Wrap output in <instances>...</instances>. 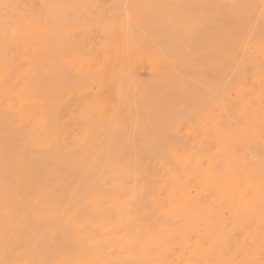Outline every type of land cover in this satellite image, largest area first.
I'll list each match as a JSON object with an SVG mask.
<instances>
[{"label": "bare ground", "instance_id": "1", "mask_svg": "<svg viewBox=\"0 0 264 264\" xmlns=\"http://www.w3.org/2000/svg\"><path fill=\"white\" fill-rule=\"evenodd\" d=\"M206 19H208V17ZM254 31H257V30H254ZM129 32L130 34L132 33V31H129ZM39 34L51 38L49 40H55L58 45V48L61 49L63 45L61 37L63 34L67 35L69 33L63 32V31H58V32L47 31V32H41ZM72 34H80V32L72 33ZM104 34L106 35L108 33L104 32ZM115 34L117 35V33ZM168 34L170 33L168 32ZM31 42L32 41L29 38L23 40V44L26 47V49L31 48L33 52L38 53V55H40V53H44V54L48 53L45 47L46 46L45 42L39 43L34 40V42L38 43L37 45H34V46H31L33 45V43L31 44ZM91 46H92L91 49L95 47V45H91ZM181 46L182 45H180V47ZM130 49L131 48H126L124 45H115L109 42L106 45L99 46V49H97L99 52V55H97L95 61L93 62L92 60H88L84 58L80 52H76V51L72 53L71 58H68V57L65 59H63L62 57L60 58V61H63L66 65H68L74 71H77L79 74L87 72V70H92V72L94 73L98 72L100 75L103 74V77H102L103 84L101 81H92V80H91L92 82L88 84L90 86L89 94L91 96H96L97 94L101 95L102 100H103L101 108L96 111L95 106L88 107L86 113L83 115V117H81V119L82 121L84 120L90 121L92 118L96 116H101V117L103 116V122H102L103 130L105 133L107 132L106 134H108V132H110L111 134L110 135L104 134L105 135L104 136L102 132V134H100L101 135L100 136L101 140H100V138H98L97 136H94L93 133L91 134L90 128L86 129L81 135L82 138L79 139L80 143L78 144V147H80L79 149L81 148L85 149L84 153L86 154L87 152V154L85 155V158H83V160H81L82 157L77 158L78 156L84 155L83 151L82 153L80 152L78 153V155L76 154L74 156L77 158V160L80 159L77 162L78 164L74 162V157L71 156V154L77 151L78 149L77 150L75 149L74 152H72V148L68 149L69 151H71V152H68V155L63 154L62 151L64 149H62L60 150L61 151L60 155L63 154V155H66V157L62 155L63 158L59 160L56 159V156H58V151L55 150L54 148H52L53 149L52 151L51 146L52 144H54L57 138H55L56 136L53 133H51L50 130H48L49 128L54 130L53 129L54 120L52 119L51 121L50 118L48 119L49 114L46 113L45 111L44 112L41 111V115L39 117H34L30 112H26V117H25L26 125L31 123L33 124L34 129H39L40 140L38 142H34L33 144H31V146L38 149L37 152L41 150L40 152L44 153L43 155L44 158H41L43 159L41 160L42 165L44 163L46 164L48 163V160L46 159L47 157L49 161L51 160V162H56L54 160H58V162L55 163L53 167L50 165L52 164L51 162L48 163L49 167L46 164H44L43 165L45 167V168L43 167L44 169H41L37 165V167L39 168L38 169L33 164L35 166L33 170L29 166L31 164H27L31 169H27L28 166L22 164L23 166L26 167L25 168L26 170H29L28 172L33 171L31 175L35 171H38V170L43 171L42 175H41L42 172H40V176H41L40 179H42L43 181L36 183L37 180L39 179L38 178L39 176L37 177V175H39L38 173L39 171H38L37 172L38 174L37 175L35 174V178L37 177V179L33 180L32 178L30 180V181L33 180V182L36 181L35 183H30L27 180L28 183L31 184V188L29 187V190L34 188L36 192V188H37L36 194L32 193L34 190L31 191L32 193L31 196L35 194L33 197H27L25 193L24 197H19V199L17 200L18 205L16 206H1L0 204V238L3 237L2 238L3 240L0 239V244L2 245V247L6 248V249L3 248L5 250L0 249L1 250L0 251V263L1 264L5 263V262L2 263L4 261V260L2 261V259L5 257V261H7L6 264H122L120 261L121 256H123L124 254H127L125 259L129 261L131 260L134 263H136L135 262L136 260L146 261V258H150V262L148 263H151V264H174V263L164 262L165 256H171L173 257V259L176 260L175 264H264V151H263L264 150V79H260V78L254 79L252 81V87L254 89L252 91H249V90L233 89L235 85L234 86L230 85L228 87V85L226 84L228 82L227 81L228 78L224 77L225 79L224 78L221 79L222 76H220L219 80H222L220 82L222 83L224 81V84H226V86L224 85V87H222L223 85L220 83L221 86H219L218 84L217 87H219V89L217 90L216 89L217 87L215 88L214 86L217 83H219L215 78L216 73L218 71H221L223 67H221L220 70L216 69V71H214L216 65L215 67H213L214 69L213 68L210 69L208 65L211 66V62L210 64H207V66L203 62L202 64H200V66H204V68L208 67L207 68L209 69L208 71L211 70V72L212 71L216 72L215 75L214 73H211V72H205V74L202 75V78H201L202 83H200V87H198V85L195 84L193 80L195 81L197 79V81L200 82L198 78L200 79L201 74L200 75H197V74L205 71L203 67L202 69L199 68L200 72L195 71L193 73V75L194 74L197 75V76L194 75V77L196 76L195 79H193L192 81L188 80L189 84L191 85L189 86V84L185 82L186 80L185 78L188 76V73L192 75V73L190 72L191 71L190 68H193L192 65H194L195 67L197 63L195 64V62H193V64H188V65L186 64L185 69L189 68L190 70V71L186 70V72H185V69H182L184 68L183 66L184 64L182 65L177 64L178 67L183 66L181 68V72L183 71L185 72V73L183 72L184 75H182V77L184 76L183 77L184 79L182 81L178 80L180 81L178 82L176 81L178 77L177 74H176L177 75L176 80L172 78L173 71L175 72V69L178 67L176 68L173 67L172 68L173 71L172 69H169L171 71L167 70V72L169 71L168 74L170 73V75H168L167 73H164L165 68L167 67H165V65L157 61H152L147 64H140L139 61L136 60V57L130 55L129 53ZM188 50L186 52H188ZM196 50H198L197 47H196ZM68 52H69V49H68ZM127 52H128V56H126ZM188 58L189 56L187 57V59ZM189 60L191 61L190 58ZM54 62L58 63L59 61H54ZM184 62L186 63V60ZM238 62L237 64L239 65ZM220 63L223 64V62H220ZM225 63L223 64V66L226 67L228 63H226V65ZM43 64L52 65L53 60H49L45 57V59H43ZM198 64L196 65V67L199 66ZM232 64L235 65V63H232ZM244 64L246 65L245 67H249L248 66L249 64L247 65L246 61ZM189 65H191L192 67ZM218 65L219 64H217V68H218ZM238 65L234 68V71L238 67ZM229 66H228V69L223 68L222 73L225 69L229 70L231 68V70L229 71H232L233 69L232 65L230 64ZM229 71H227L228 74H231L232 72L229 73ZM234 71H233V74H234ZM241 71L243 72L242 69ZM131 72H134L139 78H145V81H146V78H149L150 80L157 79L153 87L151 86V89L154 91L156 89L160 91L161 89V91L162 90L163 91L158 92V90H156L158 93L148 92L149 87L146 88L145 86L143 87L133 82L132 77H131ZM177 72L179 73L178 70H176V73ZM227 72H225V74ZM238 72H239V75L236 73L237 77L238 79L241 80V78L244 77V75H242L241 77L242 72L240 71ZM208 73L212 75V78L214 76L213 79L217 82V83L213 82L212 83L213 86H210L209 84L206 83L208 80L207 79L208 78L207 75H209ZM160 74H163L164 77L167 74L168 76H170L168 78L169 80L167 79L168 77L167 75H166L167 77H165V80H162L164 78L160 79L159 78ZM236 74L234 75L235 76L234 79L237 78ZM232 75H230L231 76L230 77L229 75L226 74V76L231 78V80H232ZM40 76L42 75L40 74ZM158 78L159 80H162V81L158 82ZM170 78H172L174 82L173 83L174 86L170 85L172 83L170 82ZM50 79L53 80V78H50ZM61 79L63 80L64 78H61ZM211 79H209L208 82L214 81ZM225 80H226V83H225ZM232 81H233L232 84H235L234 81L238 82L239 80L237 81V79H235ZM232 81L229 80V82H232ZM240 82L241 81H239V84H242ZM244 82H243V85H244ZM183 83H184V86L187 84L188 87L187 85L185 87L182 86ZM203 83L204 84L206 83L207 85L205 87H202ZM239 84L238 85L236 84V85L239 86ZM193 85H197V87ZM208 85L210 87V90L215 88L216 92H219V93L222 90V93L220 94L219 93L214 94L213 92L215 90L211 91L212 94L209 93L210 96H212L211 101H209L210 103L212 102L210 104L212 105L210 109H208V107L210 106L209 104H203V103H206V100L209 96L205 99V101L204 100L202 101V99H200L203 97L205 98L204 95L207 94L206 90L208 88ZM120 86H121V89L119 90ZM192 86L195 87L196 90L198 88L203 89L204 90L203 92H205V94L203 93V96H202V93L199 90H198L199 91L198 93V91H196ZM175 87L178 88V90ZM181 87H184V90L182 89V92L184 91L182 94L181 92L180 93L177 92L179 91ZM220 87H222L221 90H220ZM83 89L84 88H78L76 90H72V91L69 90L65 92H62L63 90L61 92L56 91L55 93L53 92V94H50L52 96L42 97L38 99L37 103L40 105V107H44L45 103H53L52 104V109H53L57 105V103L60 104L62 102V101L58 102L60 100L57 101L56 98L66 99L67 103H70V102L72 103L73 99L80 98L81 91ZM151 89H149V91ZM171 89H173V91ZM226 89H230V90L225 91ZM29 90L32 91L31 88ZM175 90H176V93L179 94V95H176V99L174 97ZM193 90H194V93H193ZM124 91L128 93L127 97H125L122 101H120L119 98L121 97L119 95H121L122 92L124 94ZM166 91L168 92V94H170V91H171L170 95L172 96L168 95ZM195 91L197 94H195ZM46 92L48 93L49 89ZM153 93H155L154 95H156V97H154ZM160 93L163 96H161ZM188 93H192L193 95L192 94L188 95ZM40 94L42 95V92ZM158 94L160 96L159 97L160 100H158ZM32 96H33V93H32ZM178 96H181V97L178 98ZM162 97L163 98L164 97L165 98L174 97V98H173V101L171 98H170L171 100L168 98L167 99L168 102H166L167 100L165 99L166 100L165 101ZM190 100L193 103L195 102L194 105H192V102ZM155 101L159 103V105H157ZM160 101L162 102V104L160 103ZM34 103L36 102L34 100H30V97L26 101L27 106H31ZM196 103L200 105L198 106ZM207 103H208V100H207ZM73 104L75 105V108H73L72 111H74L77 108H80L81 106V104L76 103V102H74ZM190 104L191 106H189ZM201 104H202V107L203 105H207V106L209 105V106L207 108L205 106L203 108L205 110H202ZM196 107H197V110L195 111V115L199 117L198 113L200 112V109H201V116L199 119L196 117L197 119L192 120L191 118L190 120L192 121H189L188 114H191V113L194 114V112L192 111L195 110ZM225 107H226V110L227 108H234V107L235 109L234 111L229 112L224 109ZM246 107L249 108L248 111L244 110V109H247ZM62 109L65 110V108L63 107ZM55 112L56 111H54V113ZM71 113L64 116L68 119L67 121H70V119L73 118V115H72L73 113L72 114ZM178 114L180 115L179 118H178ZM184 114L186 117L184 116ZM148 115L152 116V119L157 117L158 120L156 118L155 120L153 119L154 120L153 121ZM167 116L169 117L172 116L171 117L172 119ZM182 116L186 118L187 122L185 120H183L184 122H180L182 118L185 119ZM142 117L146 118V122H147V119L149 118L151 119L153 123L151 122V125H152L150 128L151 131L150 130L149 131L151 133L153 132L152 134L157 133L155 136H152V137L150 136V139H148V137L145 135L146 133L148 134V131L146 130L147 128H149V126H146V124H149V123L143 124L145 118L143 119ZM164 117H167L169 121L171 120L172 126H173L172 128H174V126L176 125L175 131L173 132H175V136L179 140L180 143L178 144V146H176L172 150H169V151L163 150L161 152L162 154L160 156L157 155L156 157L155 155L156 153L158 154L159 149L156 150L158 152L156 153L153 152L152 154L151 150L149 149V145L146 147L145 146L146 143L143 140H139L140 137L143 138V136H139V131H141L140 133L141 135L142 133H144L143 135L147 137L148 139L147 142L149 140H150V143L152 140L153 142L156 141L154 143L152 142L153 145L151 144V147L153 148V149L151 148L152 151L154 150V148L157 149L158 145L160 146V144L158 143L160 142V140H162L163 142L166 141L165 146L170 143L172 144V139L174 140L175 137L174 138L172 137L173 136L171 134L172 132L169 131L171 127L169 128L168 122L164 119ZM161 118L163 119V121L165 120L164 121L165 123L162 120H160ZM173 118H175L174 119L175 121H172ZM176 120L180 122V124H178ZM160 121H161V124H160ZM100 123L101 122H99V124ZM141 123L144 129L138 128L139 127L138 124H141ZM156 124L159 126V128L158 126H156ZM162 124H163L164 129L161 128ZM51 125L52 127H49ZM153 126L155 127L153 128ZM166 126H167V129L169 128L168 130H165ZM126 127L128 128V130L130 129V131L132 132L130 131L127 132L128 130H126L127 129ZM131 128H133L134 130L136 128L137 129L133 131V129ZM161 129H163L162 134L160 132ZM1 130L3 129L1 128ZM103 130L101 129V131ZM120 130L122 131L121 134L119 132ZM97 131L100 132V130H97ZM231 131L237 134L238 137L244 136V139L247 138L248 140L247 142L246 139L245 140L243 139L245 141L244 144L249 143L250 145V147L248 144L247 146L245 145L244 153L246 154H243V155H246V157H244L243 159H238L237 153L236 155L234 153L237 159H234L233 157L235 156H231V154H229L230 151H233L231 149L232 147L231 148L229 147V143L231 142V139L233 138ZM150 132H149V135L151 134ZM228 132H230V134ZM69 133L67 134L69 135ZM124 133L125 134L127 133V135L129 134V136L132 134L130 137H127L126 135L125 137L130 138V139L133 138L135 140L134 141L132 139L133 142L138 143L139 141L138 143L139 145L135 143L133 144L134 146H132L131 145L132 142L124 145V142H126L125 140L126 138L123 139V137H122L123 141H121V139L120 140L117 139L119 142H117V140L114 139V138H117V136L120 137ZM18 134H19V129H18ZM24 135L29 136V134L27 135L24 134ZM134 135L137 136V138L134 137ZM170 136L172 137V139L168 140L171 138ZM154 137H157L159 141L155 139ZM24 138H27V137H24ZM109 138L110 139L113 138L112 140L115 141V144H114V141L111 142V140H108ZM20 139L22 140L23 138H20ZM240 139L238 143L241 144L242 142L240 141ZM251 139H254L253 142L255 141V139H257V141L260 140L261 143H259V141L257 143L255 141L253 143L251 142L252 141ZM127 140L129 141V139ZM63 141H66V139L65 138L62 139V142ZM109 141L111 142V147H110ZM103 142H108L109 144L104 143L103 145ZM116 142L119 143L120 147L116 146L118 145ZM189 143H191V145H189ZM62 144H64V147H67V142H63ZM113 144L115 145L114 147H117L118 149L112 147ZM129 144L130 146H127ZM244 144L242 143V145ZM255 144H257V146H255ZM258 144L262 146H259ZM251 145L253 146L254 149H257L258 146L263 147L262 148L263 150L262 151L258 150L259 148L257 150H253V148H251ZM15 146L17 148V145ZM56 146H59V145H56ZM103 146L108 147V148H104V151H103ZM125 146L132 148L131 153L128 155L129 156L128 158H126L127 157L126 153H128V151L127 150H126L127 152L125 151V148H127ZM142 146H145L147 149H149L150 152L147 151V149L143 148ZM133 147H136V148L139 147L141 150L140 149L136 150V148L133 149ZM5 148L7 147H4V149ZM109 148L111 149L113 148L114 151H111ZM194 148L198 149V151L201 152V155L194 157L192 161L193 165H191V162L189 164L182 163V162H175L177 161L175 159V155L177 154L178 150H182L184 153H186L188 150L193 152ZM9 149H10V146H9ZM116 149L117 151L118 150L120 151L115 153ZM121 150L122 152L124 150L122 154H124V162H125L124 164L125 165L117 164L118 162L121 163L120 161L122 157L121 156L122 154L120 153ZM132 150H136L138 153H132L133 152ZM139 151H143V152L140 153ZM146 151H147V154L145 153ZM8 152H6V156H9ZM55 152L57 153L56 156L54 155L56 154ZM108 152H109V155H108ZM46 153H48V155L52 156L54 159L52 160L51 159L52 157L50 158V156L45 155ZM111 154L112 155L114 154L113 158ZM116 154L119 157L115 156ZM0 155L2 154L0 153ZM60 155H59V158L61 157ZM105 155L109 157L103 162V158H105ZM4 156H5V153H4ZM68 156L70 159L67 161ZM17 158H19V156ZM17 158H15L16 161H18ZM129 158H131L129 161H133L134 163L131 162L130 165H127L126 159H129ZM44 159H45V162H44ZM109 159L111 161L115 159L118 162L114 163L115 160H113L112 164L109 165L110 164ZM190 159L192 158L190 157ZM19 160L22 161V159H19ZM69 161L71 162L68 163ZM113 164H116V165H113ZM78 165L80 168H81V165L82 167L84 166L83 169L81 168V170L79 169L77 170L76 168H78L77 167ZM0 166H1V163H0ZM4 166L5 165L3 164V167ZM46 167L48 168L51 167V169L47 171ZM74 167H76L75 169L77 171L73 172L72 181L77 180V179L80 180L81 186L83 184L82 180L87 182L85 184H88L89 182H91V184L93 183V185L92 186H89L90 184L87 185V189H86L85 184H84L83 186L85 187L86 190L82 189L81 191V189H79L78 186H76L77 184L70 185V182L66 184L65 181H67V179L70 181V178H67L69 176L65 177L66 174L68 175V173H66L65 171H68V172L70 171L69 174H71V171H74L73 169ZM23 169L24 168L22 167L21 169L22 175L24 173ZM62 170L64 171L65 179L67 178L66 180L63 179V182H62V177H61L63 175ZM184 170L188 171L186 182H182L183 180L182 178L185 176V174L182 173V171ZM59 172H61L62 174V175L60 174L61 176L59 175ZM0 173L3 174L1 171ZM22 175H20V178L24 177V176L22 177ZM31 175H30V178H31ZM25 177H26L25 178L26 180L27 176ZM60 177L61 179H59ZM55 180H58L56 181V186H57V183L61 185H63L64 183V187H65L60 190L61 186L58 184L59 185V190L57 189L59 191V192L57 191L58 193H54L55 191L52 192L51 185L55 183ZM59 180H61V183L59 182ZM52 181H54V183ZM48 182H52V184L49 185ZM96 183L98 184L99 187H96L97 186ZM39 184H41V186ZM6 185H8V183ZM27 185L28 184H26L25 186ZM56 186L55 188H57ZM0 189L1 190L3 189V186H1V183H0ZM77 189H79V191L81 192L77 193ZM1 190H0V193H2ZM29 190H28V193L30 192ZM163 193H165L167 197V205L159 204V198L163 195ZM27 195L30 196V193ZM4 197L5 195H3V198ZM70 198L71 199L73 198V199L70 200ZM1 201L2 200L0 199V203ZM67 201H69V203H67ZM137 204L139 206L135 207L134 205H137ZM130 205H133V207H130ZM130 210L133 211V214L137 215L140 219H147V218H150L154 213H158V217L163 216L165 219H167L169 224L165 227L158 226L156 229H153V230H150L149 228H139V225L131 224L129 219L126 218V215H124L125 212H129ZM86 211H88V214L90 213L89 211H91L93 212L94 215H92V217L87 216L84 213ZM174 220L176 221L174 222ZM144 222H147V221H144ZM179 223L181 224L177 225ZM60 226H62L63 228H68V231L71 230V232H73L72 234L74 235L70 236L69 238L66 235L69 233H64L63 228L62 229L59 228ZM36 228H39L37 230H41V232L39 231L38 233V231L33 230ZM68 231H66L65 229V232H68ZM4 242H5V246H3ZM140 242H142L143 245L142 247L139 248L137 244ZM163 244L170 245L172 250L170 247L164 249ZM113 247L115 249L123 248V247L126 248V250L133 249L134 252L128 253L129 252L128 251L126 253L125 251L118 250L117 252L119 253V256L117 257V259H112V257L109 255V249ZM178 247L180 249H178ZM47 252H51V253L47 254ZM139 254L140 256H138ZM183 257H184V261L182 262ZM186 258H189V259H186ZM193 258L197 259L195 261L196 263L192 262Z\"/></svg>", "mask_w": 264, "mask_h": 264}, {"label": "rangeland", "instance_id": "2", "mask_svg": "<svg viewBox=\"0 0 264 264\" xmlns=\"http://www.w3.org/2000/svg\"><path fill=\"white\" fill-rule=\"evenodd\" d=\"M156 5H158V6H156ZM181 8H183V9H181ZM232 15L233 16L235 15V16L233 17ZM73 16L76 17V18H74ZM182 16H184V17H182ZM249 16H251V17H249ZM207 17H208V19H206ZM213 18H215V19H213ZM193 19H195V20H193ZM204 19H206V20H204ZM153 21H155V22H153ZM193 22H195V23H193ZM221 22H223V23H221ZM251 27H253V28H251ZM209 28H210V30H209ZM253 29L257 30V31H254ZM47 31H56V32L63 31V32L69 33L67 35L63 34L62 37H61L62 38V42H63V45H62V48H61L62 50L58 48V45H57L55 40H49L51 38L39 34L41 32H47ZM129 31H132V33L130 34ZM77 32H80V34H72V33H77ZM104 32H106L108 34L105 35ZM137 32H138V34H137ZM168 32L170 34H168ZM176 32H177V34H176ZM225 32H227V33H225ZM115 33H117V35ZM163 35H164V37H163ZM171 36H173V37H171ZM28 38L32 41L31 44L33 43V45H31V46H34V45L38 44V43L34 42V40L39 42V43L40 42H45L46 43L45 47H46L48 53L44 54V53H40L39 52L40 55H38V53H34L31 48H27L26 49V47L23 44V40L24 39H28ZM187 40H188V42H187ZM109 42H111V43H113L115 45H124L126 48H131L130 52H129L130 55L136 57V60L139 61L140 64H147V63H150L152 61H157V62L165 65V67H167V68L164 67L165 71L164 70L163 71H164V73H167V74H168L169 71H171L169 69H172L173 67L176 68V67H178L179 64L180 65L184 64L183 65L184 68H182L183 66L182 67L179 66L178 67L179 69L178 68H176V69L174 68L175 72L172 69V71H173L172 78L174 80H176V76L178 75L176 81H178V80L182 81L184 79L183 78L184 76L182 77V75H184L186 70H189V68L185 69L186 68V64L187 65L188 64H193V62H195V64L199 63L198 64L199 66H197V67H196L197 64L195 65L196 68L194 67V65H192L193 68H190L191 71L189 70L192 73V75L190 73H188L189 72L188 71L187 72L188 76L185 78L186 79L185 82H187L189 84L188 80L192 81L193 79H195V77L197 75L201 74L200 79L198 78V80H200V82H198L197 79L195 81L193 80V82L195 84H197L198 87H200V83H202L201 82L202 75H204L205 72H211V70L208 71L209 70V69H207L208 67L204 68V66H200V64H202L204 62L206 64V66H207V64H210V62H211V66L210 65H208V66L211 69V68L215 67V65H216L214 71H216V69L220 70L221 67L228 69V66L231 64L232 68H233L232 71H229V70H231V68H230L229 70L225 69L223 71V73H222V70H223V68H222L221 71H218L217 73L213 72V71L211 72V73H214V75L216 73V77L215 78H216V80L219 83H217L213 79L214 76L212 78V75L210 73H208L209 75L206 74L207 77H208L207 79L209 80V79L212 78L211 80H214V81H209L208 82V80H207V82L206 81L205 82L207 84H209L210 86H213L212 83L216 82L217 84L214 85L215 88H216L218 86V84H219V86H221L220 85V83H221L220 81H222V80H219L220 79L219 77L222 76L221 79L224 78V77L228 78V80H227L228 82L227 83H226V80H225V83L228 85V87L230 85H232V86L235 85L233 89L252 91L254 89L252 87V81L254 79H257V78L264 79V0H194V1L193 0H185V1L184 0H169V1L168 0H0V137H1V139H0V146H1L0 147L1 148L0 153L2 154V155H0V163H1L0 171L3 173V174L0 173V179H2V180H0L1 181L0 183H1V186H3V189L4 188L6 189V190L5 189L4 190L0 189L1 192H2V193H0V199L2 200L1 203H0L1 206H16V205H18L17 200L19 199V197H24L25 193H26L25 195L27 197H33L36 194V192H37V188H36V192H35L34 188L29 190V187L31 188V184H29L28 181L30 183H35L36 181L33 182V180L37 179L38 176H39L38 177L39 179L37 180L36 183L43 181L42 179H40L41 178L40 172H42L41 173V175H42L43 171H39L38 170L39 172L35 171L31 175V173L33 171L32 172H28L29 170H26L25 169L26 167L23 166V165L31 164L29 166L33 170L35 166L37 167V165L41 169H44L45 167L43 165L46 164V163H44L42 165V162H41V160H43L41 158H44V156H43L44 153H41L40 152L41 150L39 152H37L38 149H36L35 147L31 146V144H33L34 142H38L40 140V135H39V129H34L33 128V124L29 123V124L26 125V123H25L26 112H30L34 117H39L41 115V111H43V112L45 111L46 113L49 114L48 119L50 118L51 121H52V119L54 120V127H53L54 130H52L51 128H49L48 130H50L51 133H53L56 136L55 138H57V140L54 142V144H52L51 149L54 148L55 150L58 151V156H56L57 155L56 152H55L56 154H54L56 156V159H58V160L63 158V156L66 157V155H63V154H67L68 155V152H71L68 149H71V148H72V152H74L75 149L76 150L78 149L77 151H75L74 153L71 154L72 157H74L76 154L78 155V153H80V152L82 153V151L84 153L85 149H83V148L79 149L80 147H78V144L80 143L79 139L82 138V136H81L82 133L86 129L90 128L91 134L93 133V135L97 136L98 138H100V136H101L100 134H102V132H103V135L104 134L105 135H110L111 134L110 132H108V134H106L107 132L105 133L104 130H103V123H102L103 122V116L102 117L101 116H96V117L92 118L90 121H88V120L87 121H85V120L82 121V119H81V117H83V115L86 113L88 107L95 106V110L96 111L101 108V105H102V102H103L101 95L97 94L96 96H91L89 94L90 86L88 84H90V82H92V81H101L102 84H103V80H102L103 74L100 75L98 72L94 73V72H92V70H87V72L79 74L77 71H74L68 65H66L63 61H60L61 57L63 59H65L67 57L71 58L72 53L76 51V52H80L81 55L84 58H86L88 60H92V62H93V61H95L97 55H99V52L97 50V49H99V46L106 45ZM195 43H197V44H195ZM91 45H95V47H93L91 49V47H92ZM180 45H182V46L180 47ZM196 47L198 48L199 51L196 50ZM68 49H69V52H68ZM217 49H218V51H217ZM187 50H188V52H186ZM216 51H217V53H216ZM189 52H190L191 56H190ZM231 52H232V54H231ZM186 53L189 54V55H187ZM206 54H207V56H206ZM126 56H128V52H127ZM188 56L191 59V61L189 60V58L187 59ZM45 57L47 59H49V60H53V64L52 65L43 64V59H45ZM235 58H236V60H235ZM165 59H167V60H165ZM195 59H196V61H195ZM164 60H165V62H164ZM185 60H186V63L184 62ZM54 61H59V62L55 63ZM245 61H246L247 65L249 64L248 65L249 67H245L246 66L244 64ZM220 62H223V64L226 62V63H228V65H226V63H225V65H226V67H225ZM237 62L239 63V65L237 64ZM167 63H169V64H167ZM232 63H235V65L232 64ZM217 64H219L218 68H217ZM236 64L238 65V67L234 71V68L237 66ZM189 66H191V65H189ZM51 67H53L54 70ZM202 67H203V69H205V71L202 72L203 71L202 70L201 71L202 73H199L197 75L194 74V75H196L194 77L193 73L195 71H197V72L199 71L200 72L199 68L202 69ZM229 67H231V66H229ZM181 68L185 69V72L183 71L184 73L181 72ZM241 69L243 70V72L241 71ZM167 70H169V71L167 72ZM176 70H178L179 73L178 72L176 73ZM45 71H46V73H45ZM227 71H229V73L230 72H232V73L228 74ZM233 71H234V74H233ZM238 71L242 72L241 77H242V75H244V77H242L241 80L238 79V77H237V74L239 75ZM225 72H227L226 74L229 75V76L233 74L232 75V80L237 79V81L238 80L241 81L240 83H242V84H239V81L238 82L234 81L235 84H232L233 81L231 80V78L226 76ZM40 74L43 77L40 76ZM48 74H50V75L52 74V75L50 76ZM98 74H99L100 78H99ZM235 74H236L237 78L234 79V77H235L234 75ZM259 74H261V75H259ZM90 75H92V76H90ZM135 75L136 74L134 72H131V77H132L133 82H135V84H138L140 86H143V87L145 86L146 88L149 87L148 88V92H156V93H158V92H162L163 91V90L161 91V89H160V91L158 89H156V90H158V92H157L156 90L154 91V90L151 89V86L153 87V85H154L155 81H157V79L150 80L149 78H146V81H147V83H146L145 78H139L137 75L136 76ZM166 75H165V77L170 75V73L167 76ZM161 76H163V77H161ZM210 76H211V78H210ZM165 77H164L163 74H160V76H159L160 79L164 78L162 80H165ZM169 77L170 76H168L167 79ZM50 78H53V80L50 79ZM61 78H64V79L62 80ZM159 78H158V82L162 81V80H159ZM172 78H170V82H172L170 84L171 86L174 83ZM189 78H191V79H189ZM229 80L232 81V82H229ZM80 81H82V82H80ZM202 81H204V80H202ZM178 82H180V81H178ZM243 82H244V85H243ZM44 83H45V85H44ZM206 83L205 84L203 83L202 87H205L207 85ZM36 84H38V85H36ZM221 84L223 85L222 87H224V85L226 86V84H224V81ZM236 84L237 85L239 84V86H237ZM197 85H193V86L197 87ZM209 85H208V88L206 90L207 94H205V92H203L204 91L203 89L198 88L196 90L195 87H193V86L192 87L196 91L199 90L202 93V96H203V93L205 94L204 95L205 98L204 97L200 98V99H202V101L203 100L205 101V99L209 96L210 98L209 97L208 98L210 100L207 98L208 103H207V100H206V103H203V102L202 103L210 105L212 103V102L211 103L209 102V101H211V97H212V96H210V94H212L211 91H214L215 88L210 90ZM180 86H181V84H180ZM182 86H184V83L182 84ZM189 86H191V85L189 84ZM29 87L31 88L32 91L29 90L30 89ZM184 87H181L179 89V91H177V92H179V93L181 92V94H182L184 92V91L182 92V89L184 90ZM187 87H188V85H187ZM192 87H191V89H192ZM222 87H220V90H221ZM78 88H84V89L81 91L80 98L79 99L78 98L77 99H73L72 103L71 102L67 103L66 99H62V98L58 99V98H56L57 101L60 100L58 102H61V101L62 102L60 103L61 105L57 103V105L55 107L53 106L54 107L53 109H52V104L53 103H45L44 107H40V105L37 103L38 99H40L42 97L52 96L50 94H53V92L54 93L56 91L61 92L62 90H63L62 92L69 91V90L72 91V90H76ZM124 88H125V86H124ZM48 89H49V92L47 93L46 91ZM53 89H55V90H53ZM120 89H121V86L119 87V90ZM149 89H151L152 91L151 90L149 91ZM176 89L178 90V88H176ZM216 89L218 90L219 87H217ZM33 90H35V91H33ZM171 90L173 91V89H171ZM227 90H230V89H226L225 91H227ZM187 91H189V90H187ZM196 91H195V94H197ZM199 91H198V93H199ZM225 91H223V92H225ZM41 92H42V95L40 94ZM44 92H45V94H44ZM32 93H33V96H32ZM166 93L168 94L167 91H166ZM193 93H194V90H193ZM213 93L214 94H218L219 92H216V90H215ZM220 93H222V90L220 91ZM127 94L128 93L126 91H124V94L122 92V94L119 95L121 97V98H119L120 101H122L125 97H127ZM154 94L155 93H153V95ZM170 94H171V91H170ZM170 94H168V95H170ZM189 94L191 95L192 93H188V95ZM174 95L173 96L175 97V99H176V95H179V94L176 93V90H175V94ZM161 96H163V95L161 94ZM170 96H172V95H170ZM202 96H200V97H202ZM29 97H30V100H34L36 103H34L31 106H27L26 105V101L29 99ZM154 97H156V95H154ZM159 97L160 96L158 94V100H160ZM174 97H172V98L171 97H166V98L162 97V98L164 100L165 99L167 100L168 98L169 99L171 98L172 101H173ZM179 97H181V96H178V98ZM22 101H23V103H22ZM161 101H160V103L162 104ZM74 102L81 104V106H80V108H77L74 111H72V109L75 108V105L73 104ZM166 102H168V100ZM194 103L192 102V105H194ZM73 105H74V107H73ZM157 105H159V103H157ZM189 106H191V104ZM205 106H206V108L208 107L207 105H203V107H202V104H201V107H202L201 109L205 110V109H203ZM211 106L212 105H210L208 107V109H210ZM62 107L65 108V110L62 109ZM197 107H196L195 110L192 111V112H194V114L193 113H191L192 115L188 114L189 117H190V118L188 117L189 121H192V120H195L197 118L198 119L200 118L201 109H200V112L198 113L199 117H197L195 115V111L197 110ZM246 108L247 109H244V110L248 111L249 108L248 107H246ZM61 109H62V111H61ZM208 109H206V110H208ZM224 109L226 110V107ZM234 109H235V107L234 108H227L226 111L232 112V111H234ZM244 110H243V112H244ZM54 111H56V112L54 113ZM198 111H199V109H198ZM53 113H54V115H53ZM70 113L73 115V118L70 119V121H72V122L67 121L68 119L66 117H64L65 115H68ZM241 113H242V111H241ZM14 114H15V116H14ZM179 116L180 115L178 114V118H179ZM184 116H185V114H184ZM184 116H182V117H184ZM149 117L152 119V116H149ZM167 117H169V116H167ZM167 117H164V119L168 122L169 128L171 127V129L169 131L172 132L171 133L173 135L172 137L173 138L175 137V138L173 140L171 136H170L171 138L169 137L170 139H168V140L172 139V144L171 143L167 144L168 147H167V145L165 146V144H166L165 142L166 141L163 142L162 140H160V142H158L160 144V146L158 145L157 149L154 148L155 151L154 150L152 151L153 148L151 147V144H152L153 140L151 141V143H150V140L147 142V140L150 139V136L152 137V136H155L157 134V133L156 134L155 133L152 134L153 132L152 133L150 132L151 131L150 128L152 126L151 125V122H152L151 119L150 118L147 119V122H146V118L144 117L145 118L144 119L142 117L144 119V123L143 124L149 123V124H146V126H149V128H147V130L145 129L146 131H148V134L145 131V133H146L145 135L148 137V139H147V137L145 135H143L144 133H142V135L140 134L141 131H139V130H141L143 127H142V123L138 124L139 125L138 128H141V129L138 130L139 131V136H143V138H144L143 139V138L140 137L139 140H143L146 143V145H145L146 147L149 145V149L151 150L152 154H153V152H155V153L158 152L156 150L159 149L158 154L156 153V155H155L156 157H157V155L160 156L162 154L161 152L163 150H166V151L172 150L176 146H178V144L180 143L179 140L175 136V132H173V131H175V126L176 125L174 126V128H172L173 127L172 126V122H171V120L169 121V119ZM171 117H169V118H171ZM156 118H153V119L155 120ZM191 118H192V120H190ZM174 119L175 118H173L172 121H175ZM157 120H158V118H157ZM160 120L163 121L162 118ZM177 120H179V119H177ZM177 120H176V122H178ZM183 120L186 121V118L185 119L182 118V120L180 122H184ZM99 122H101V123L99 124ZM180 122H178V124H180ZM157 124H159V123H157ZM157 124H156V126H158ZM160 124H161V121H160ZM174 124H175V122H174ZM49 125H50V123H49ZM49 127H52V125L49 126ZM154 127L155 126H153V128ZM1 128L3 130H1ZM7 128H8L9 131L7 130ZM17 128L19 129V134H18V129ZM158 128H159V126H158ZM161 128L164 129L163 124H162ZM21 129H23V130H21ZM101 129L103 131H101ZM131 129H133V128H131ZM156 129H157V127H156ZM163 129L160 130L161 134L163 133V131H162ZM168 129H167V126H166L165 130H168ZM97 130H100V132L97 131ZM126 130H128V128ZM126 130H125V132H126ZM135 130L133 129V131H135ZM129 131H130V129L127 132H129ZM13 132H14V134H13ZM66 132L67 133L70 132L69 135ZM119 132L121 134L122 131L120 130ZM130 132H132V131H130ZM149 132L152 135L151 134L149 135ZM228 133L230 134V132H228ZM24 134H26V135L29 134L30 137L28 135L25 136ZM31 134H32V136H31ZM231 134L233 135V138L231 139V142L229 143V147L230 148L232 147L231 149L233 151H230L229 154H231V156H235L236 153H237V155H238L237 158L238 159H243L244 157H246V155H243V154H246V153H244V149H245V145L246 146H247V144L249 145V143H247L248 140H247V138H245L246 141H247L246 142L247 144H244V142H245L244 141L245 140L244 136L243 137L242 136L238 137V135L235 134L233 131H231ZM125 135L127 137H130L132 134L129 136V134L127 135V133L126 134L124 133V134H122L120 136L121 138L119 136H117V138H114V139L115 140H117V139L120 140L121 139V141H123V139L126 138ZM139 136H138V138H139ZM19 137L23 138V139L21 140ZM24 137H27V138H24ZM122 137H123V139H122ZM134 137L137 138V136H135V135H134ZM64 138L66 139V141H63V142H67V147H64V144H62L63 143L62 139H64ZM154 138L158 140L157 137H154ZM240 138L242 140L243 139L244 140L242 141ZM112 139L109 138L108 140H111V142H112V141H114ZM127 139H129V141ZM132 139L126 138L125 139L126 142H124V145H126L127 143L132 142L131 145L134 146L133 144H135L137 142H133ZM165 139H166V137H165ZM239 139L244 145H242V143L241 144L238 143ZM9 140H10V142H9ZM100 140H101V138H100ZM251 140H252L251 142H253L254 139H251ZM255 141H256V143L258 141H259V143H261L260 140L257 141V139H255ZM57 142H59V143H57ZM111 142L109 141L110 147H111ZM117 142H119V141L117 140ZM154 142H156V141H154ZM168 142H170V141H168ZM24 143H26V144H24ZM104 143H108V142H103V145H104ZM138 143H139V141H138ZM138 143H137V145H139ZM3 144H5V145H3ZM114 144H115V141H114ZM114 144L112 145V147L115 146ZM117 144L118 145H116V146L118 147L119 143H117ZM15 145H17V148H16ZM56 145H59V146H56ZM140 145H142V144H140ZM189 145H191V143H189ZM258 145L262 146L260 144H258ZM9 146H10V149H9ZM105 146H103V151H104V148H108V147H105ZM122 146H123V144H122ZM127 146H130V144L127 145ZM127 146H125V147H127ZM145 146H142V147L147 149ZM255 146H257V144H255ZM259 146L257 147V149L259 148L258 150L262 151L263 147H259ZM4 147H7V148L4 149ZM117 147H114V148H117ZM249 147H250V145H249ZM135 148L136 147H133V149H135ZM143 148H142V150H143ZM251 148H253L252 145H251ZM62 149H64L62 151L63 154L60 155V153H61L60 150H62ZM109 149L111 151H114L113 148L112 149L109 148ZM117 149L115 150V153L120 151V150L117 151ZM131 149L132 148H130V147L125 148V151L126 150L128 151V153H126L127 154L126 158L129 157L128 155L131 153ZM139 149H140L139 147L136 148V150H139ZM149 149H147V151H149ZM257 149L253 148V150H257ZM8 150H9V152H8ZM136 150H132L133 151L132 153H138ZM194 150H193V152L188 150L186 153H184L182 150H178L177 154L175 155V159L177 160L175 162H182V163H186V164H189L191 162V165H193L192 161H193L194 157H197V156L201 155V152L198 151V149L194 148ZM52 151H53V149H52ZM147 151L145 152L146 154H147ZM6 152H8L9 156H6ZM105 152H106V150H105ZM123 152H124V150H123ZM123 152L121 150L120 153L122 154ZM139 152L141 153L143 151H139ZM4 153H5V156H4ZM52 153H51V155H52ZM234 153H235V155H234ZM86 154H87V152H86ZM86 154L84 153L83 156H78L77 158L82 157L81 160H83V158H85ZM106 154H107V152H106ZM24 155H25V157H24ZM45 155H48V153H46ZM59 155L61 156L60 158H59ZM103 155H104V153H103ZM108 155H109V152H108ZM113 155L111 154L112 158H113ZM118 155H120V154H118ZM18 156H19V158H17ZM20 156H22L23 158L20 157ZM48 156H50V155H48ZM115 156H117V154ZM121 156H122L121 160H120L121 163L116 161L115 159H113V160H115L114 163L118 162L117 164H124L125 163L124 162V154H122ZM189 156L192 159H190ZM239 156H240V158H239ZM2 157H4V158H2ZM5 157H7V158H5ZM51 157L52 156H50V158ZM108 157L105 155V158H103V162H104V160L108 159ZM117 157H119V156H117ZM15 158H17L18 161H16ZM77 158L74 157V162L75 163H77L80 160V159L77 160ZM233 158L237 159L236 156L233 157ZM19 159H22V161H20ZM46 159L48 160V163L51 162V160L49 161L48 157ZM51 159L53 160L54 158L52 157ZM69 159L70 158L68 156L67 161ZM75 159H76V161H75ZM130 159L131 158L126 159L127 165H130L131 162H133V161H129ZM58 160H54L56 162H51L52 164H50V165L53 167L55 165V163L58 162ZM113 160L111 161L109 159V161H110L109 165L112 164ZM71 161H69L68 163H70ZM44 162H45V159H44ZM48 163L46 165L49 167ZM75 163H73V164H75ZM3 164L5 165L4 167H3ZM11 165H13L14 167L11 166ZM32 165H33V167H32ZM40 165H42V166H40ZM113 165H116V164H113ZM29 166H28L27 169H31ZM22 167L26 170L25 171L23 169V171H24L23 175L21 174L22 173V171H21ZM48 167H46L47 171L51 169V167L50 168H48ZM77 167L78 168H76V167L73 168L74 171H71V174H69L70 171L69 172L65 171L66 173H68V175L66 174L65 177L69 176L67 178H70V181L66 178L67 181H65V183L67 184L68 182H70V185H76L77 184L76 186H78V188L81 189V191H82V189L86 190L87 189V185L90 184L89 186H92L93 183L91 184V182H89L88 184H85L87 182L82 180V183H83L82 186L85 184V187H86V189H85L84 186L82 187L80 185V180L77 179V180L72 181L73 172L77 171L78 169L81 170V168L83 169L82 165H81V168L79 167V165ZM6 168H7V170H6ZM14 168H15L16 171L14 170ZM2 169H3V171H2ZM37 172L39 173V175H37L38 174ZM62 172H63L62 173L63 175L61 174V172H59V175L60 174L62 175V176L61 175L60 176L62 177V182H63V179L64 180H66V179L64 177L65 174H64L63 170H62ZM187 172L188 171H185V170L182 171V173L185 174V176L182 178L183 179L182 182H186V179H187L186 177H187V174H188ZM19 174L22 175V177L23 176L24 177L20 178ZM35 174L37 175L36 178H35ZM30 175H31V178H30ZM25 176H27L26 180H25V178H26ZM32 176H34V177H32ZM28 177H29V179H28ZM61 177L59 179H61ZM32 178H33V180L30 181ZM25 181H27V182H25ZM56 181H58V180H55V183H54V181H52L55 185L54 184L51 185L52 182H48V184L52 186V192L55 191L54 193H58L59 192L58 191L59 190V185L61 186L60 190L62 188H65L64 187V183H63V185L57 183V186H56ZM76 181H77V183H76ZM59 182L61 183V180H59ZM7 183H8V185H6ZM25 183L28 184L27 185L28 187L25 186L26 185ZM78 183H79V185H78ZM35 185H37V184H35ZM39 185L41 186V184H39ZM96 185H97L96 187H99L97 183H96ZM22 186H24V187H22ZM55 186L57 188H55ZM24 189H26V190H24ZM79 189H77V193L81 192V191H79ZM28 190L30 191L29 192L30 196L27 195V194H29ZM32 190H34L32 193H35V194H33V196H31L32 195V193H31ZM3 195H5L4 198H3ZM12 197H14V198H12ZM11 198H12V200H11ZM72 199L70 198V200H72ZM67 203H69V201H67ZM159 204L160 205H167V197H166L165 193H163V195L159 198ZM66 206H68V205H66ZM134 206L136 207V206H139V205L137 204V205H134ZM130 207H133V205H130ZM89 212H90L89 214H88V211H86L84 213H85V215L92 217V215H94L93 212H91V211H89ZM129 212H125V214L124 213L123 214L126 215V218L129 219L131 224L139 225V228H149L150 230H153V229H156L158 226L165 227V226H167L169 224L167 219H165L163 216L158 217V213H154L150 218L140 219L137 215L133 214V211L130 210ZM134 219H136V220H134ZM137 219L138 220L140 219V220L138 221ZM144 221H147V222H144ZM175 221L176 220H174V222ZM159 222H161V223H159ZM180 224L181 223H179L177 225H180ZM59 228L62 229L63 227L60 226ZM37 229H39V228H36V229H33V230L38 231V233H39V231L41 232V230H37ZM65 229H66V231H68V228H63V232L64 233H69L70 235L66 234L69 238H70V236L74 235V234H72L73 232H71L70 229H69L70 231H68V232H65ZM2 235H4V234H2ZM2 238H0V239L3 240ZM137 245L140 248V247H142L143 243L140 242ZM3 246H5V242H4ZM169 247H170V245L163 244V248L164 249L169 248ZM3 248H5V247H2V245L0 244V249H3ZM5 249H3V250H5ZM178 249H180V248L178 247ZM118 250L125 251L126 253L128 251H129L128 253L134 252L133 249H130V250L127 249L126 250V248H124V247L115 249L113 247V248L109 249V255L112 257V259H117V257L119 256V253L117 252ZM171 250H172V248H171ZM49 253H51V252H47V254H49ZM126 255L127 254H124L123 256H121L120 261H121L122 264H151V263H148V262H150V258H146L147 262L145 260H136L135 261L136 263H134L131 260L130 261L126 260L125 259ZM138 256H140V254ZM164 258H165L164 259L165 263H174V264L176 263V260L173 259V257H171V256H165ZM186 259H189V258H186ZM196 260H197L196 258H193L192 262L196 263L195 262ZM2 261H3L2 263L5 262L4 264L7 263V261H5V257L2 259ZM183 261H184V257L182 258V262Z\"/></svg>", "mask_w": 264, "mask_h": 264}]
</instances>
